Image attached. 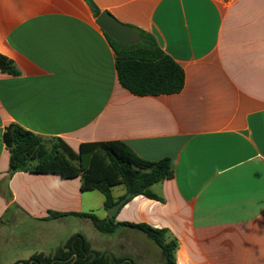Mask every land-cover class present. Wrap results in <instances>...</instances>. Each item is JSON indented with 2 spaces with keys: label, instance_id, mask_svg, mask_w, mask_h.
I'll return each mask as SVG.
<instances>
[{
  "label": "crops",
  "instance_id": "crops-1",
  "mask_svg": "<svg viewBox=\"0 0 264 264\" xmlns=\"http://www.w3.org/2000/svg\"><path fill=\"white\" fill-rule=\"evenodd\" d=\"M92 2L151 34L185 87L147 97L123 88L86 0H0V53L20 72L0 71V264L49 255L74 234L132 264L166 261L139 230L104 235L88 218H52L96 207L81 178L10 176L12 123L74 150L122 141L146 160L170 158L174 178L153 187L163 201L136 197L116 221L169 229L177 264H264V0Z\"/></svg>",
  "mask_w": 264,
  "mask_h": 264
},
{
  "label": "trees",
  "instance_id": "trees-1",
  "mask_svg": "<svg viewBox=\"0 0 264 264\" xmlns=\"http://www.w3.org/2000/svg\"><path fill=\"white\" fill-rule=\"evenodd\" d=\"M100 15L92 0H86ZM139 36L135 45H121L107 39L116 54L119 83L138 97L179 94L185 87L183 67L167 55L156 39L145 31L133 27ZM0 71L18 76L15 64L0 53ZM4 143L10 153L9 174H54L63 179L81 178V191L100 192L104 209L110 213L99 218L93 213L53 214L52 218L76 216L88 218L95 229L104 235L115 233L120 227H129L145 233L161 249L165 264H176L178 240L167 235V229L153 228L147 224H129L116 221L120 209L134 198L144 196L150 200L163 201L153 187L174 178L172 160L165 158L149 161L140 157L122 141L93 142L81 144L78 150L71 148L60 138H44L22 126L12 123L4 133ZM123 186L125 193L116 198L114 188ZM14 264H132L120 258L92 248L82 234H74L53 253H37L29 260Z\"/></svg>",
  "mask_w": 264,
  "mask_h": 264
},
{
  "label": "water",
  "instance_id": "water-1",
  "mask_svg": "<svg viewBox=\"0 0 264 264\" xmlns=\"http://www.w3.org/2000/svg\"><path fill=\"white\" fill-rule=\"evenodd\" d=\"M103 31L121 45H135L140 39L132 26L115 18L110 12L103 11L96 20Z\"/></svg>",
  "mask_w": 264,
  "mask_h": 264
},
{
  "label": "rangeland",
  "instance_id": "rangeland-1",
  "mask_svg": "<svg viewBox=\"0 0 264 264\" xmlns=\"http://www.w3.org/2000/svg\"><path fill=\"white\" fill-rule=\"evenodd\" d=\"M123 189H124L123 186L115 187L113 189L114 195L119 196L122 193ZM85 197L86 198L91 197L92 205H95V207H96L93 211L94 212L93 214L97 215L99 218H104V215L106 214V211L104 209V200H105L104 196L100 192L94 191V192L86 193ZM164 214H165V212L161 213L162 218H164ZM153 228H155V227H153ZM167 230L169 231L167 238H168V236L170 238H173V239L176 238L178 240L177 242H178V248H179V239L176 236H174L169 229H167ZM16 232H18V231H16ZM177 252H178V250H177ZM162 260H163V257H162ZM177 261L178 260H177V254H176V264H177ZM10 264H12V263H10ZM156 264H157V262H156Z\"/></svg>",
  "mask_w": 264,
  "mask_h": 264
},
{
  "label": "built area",
  "instance_id": "built-area-1",
  "mask_svg": "<svg viewBox=\"0 0 264 264\" xmlns=\"http://www.w3.org/2000/svg\"><path fill=\"white\" fill-rule=\"evenodd\" d=\"M232 1H236V0H232Z\"/></svg>",
  "mask_w": 264,
  "mask_h": 264
}]
</instances>
